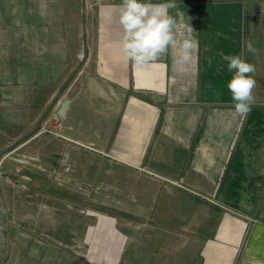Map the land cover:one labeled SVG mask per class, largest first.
I'll use <instances>...</instances> for the list:
<instances>
[{
    "label": "crops",
    "instance_id": "1",
    "mask_svg": "<svg viewBox=\"0 0 264 264\" xmlns=\"http://www.w3.org/2000/svg\"><path fill=\"white\" fill-rule=\"evenodd\" d=\"M174 2L169 14H183L198 51L136 66L121 51L122 0H0V264L42 260L19 231L43 225L31 183L56 164L75 197L100 171L137 167L126 181L139 184L128 187L139 205L126 212L171 231L159 246L139 241L126 264H264V0ZM221 53L256 67L246 115ZM53 117L65 139L40 131Z\"/></svg>",
    "mask_w": 264,
    "mask_h": 264
},
{
    "label": "rangeland",
    "instance_id": "2",
    "mask_svg": "<svg viewBox=\"0 0 264 264\" xmlns=\"http://www.w3.org/2000/svg\"><path fill=\"white\" fill-rule=\"evenodd\" d=\"M54 119L51 126H55ZM44 129L40 131L45 132ZM54 130L50 132H56ZM55 153L54 158H59ZM84 153V157L89 155V151ZM129 157L127 149L126 160ZM59 168L56 164L52 171L39 174V179L34 174L32 179V190L40 188L43 193L36 197L37 203L33 205L38 222L43 225H20L24 229L19 233L27 231L34 238V252L43 257L36 264H126L130 255L136 254L139 241L154 239L159 246L162 240L169 238L170 225H155L156 220L147 219L146 214L126 212L129 207L139 205V200L129 198L128 193L129 185L135 187L138 183L126 181V176L128 180L130 174L139 172L137 167L115 165L105 172L100 171L97 178L83 183L81 197L73 196L76 188L73 179L58 181ZM66 169V173H71V165ZM148 182L146 186L152 192L154 187ZM143 223L145 225H141ZM179 228L180 233L189 234L182 225Z\"/></svg>",
    "mask_w": 264,
    "mask_h": 264
},
{
    "label": "clouds",
    "instance_id": "3",
    "mask_svg": "<svg viewBox=\"0 0 264 264\" xmlns=\"http://www.w3.org/2000/svg\"><path fill=\"white\" fill-rule=\"evenodd\" d=\"M175 7L174 0L168 3L122 0L119 23L123 30L121 51L125 60L140 66L155 62L169 52L182 62L192 59L193 53L198 51L199 41L192 35L194 30L190 24L183 22L182 13L177 14L179 21L169 14ZM249 51L255 53L256 49L249 44ZM220 55L232 73L227 89L234 101L235 112L246 115L253 102L256 67L239 55ZM208 63H213L212 57Z\"/></svg>",
    "mask_w": 264,
    "mask_h": 264
},
{
    "label": "built area",
    "instance_id": "4",
    "mask_svg": "<svg viewBox=\"0 0 264 264\" xmlns=\"http://www.w3.org/2000/svg\"><path fill=\"white\" fill-rule=\"evenodd\" d=\"M53 118H55L54 119V125H55L54 126L55 127V130L54 131H56V132H53L52 133V132H50L51 130H49V129H44V130H46V132H50V133L54 134L56 137L58 136V137H61L62 139H65L66 137L64 135H62V134L59 133V126H60L59 119H57V117H53ZM15 159L21 165L30 164L29 163V160H32V161H35L36 160V158L35 157H32V156H29V157H27V156H21V157L15 158ZM23 178L26 179V180L29 179L26 176H24Z\"/></svg>",
    "mask_w": 264,
    "mask_h": 264
},
{
    "label": "water",
    "instance_id": "5",
    "mask_svg": "<svg viewBox=\"0 0 264 264\" xmlns=\"http://www.w3.org/2000/svg\"><path fill=\"white\" fill-rule=\"evenodd\" d=\"M4 216H5V215H4L3 211L0 209V220L3 219Z\"/></svg>",
    "mask_w": 264,
    "mask_h": 264
},
{
    "label": "trees",
    "instance_id": "6",
    "mask_svg": "<svg viewBox=\"0 0 264 264\" xmlns=\"http://www.w3.org/2000/svg\"><path fill=\"white\" fill-rule=\"evenodd\" d=\"M217 188H219V187H217Z\"/></svg>",
    "mask_w": 264,
    "mask_h": 264
}]
</instances>
